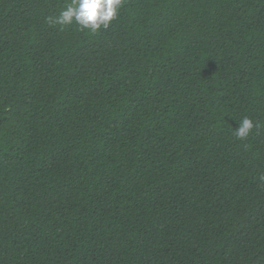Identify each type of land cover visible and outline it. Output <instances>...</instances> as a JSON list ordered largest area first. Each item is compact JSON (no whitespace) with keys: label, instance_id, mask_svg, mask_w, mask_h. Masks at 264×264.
<instances>
[{"label":"trees","instance_id":"trees-1","mask_svg":"<svg viewBox=\"0 0 264 264\" xmlns=\"http://www.w3.org/2000/svg\"><path fill=\"white\" fill-rule=\"evenodd\" d=\"M70 2L0 0V264H264V0Z\"/></svg>","mask_w":264,"mask_h":264},{"label":"clouds","instance_id":"clouds-1","mask_svg":"<svg viewBox=\"0 0 264 264\" xmlns=\"http://www.w3.org/2000/svg\"><path fill=\"white\" fill-rule=\"evenodd\" d=\"M123 0H71L53 18L48 17L51 25L64 26L75 24L80 31L87 30L90 34H96L101 29L107 30L111 22L118 17ZM239 126L233 135L239 140H245L254 128L260 127L259 122H254L249 117L239 119Z\"/></svg>","mask_w":264,"mask_h":264}]
</instances>
